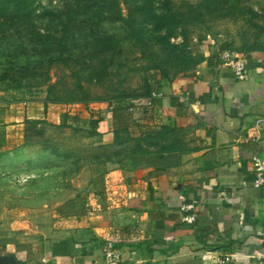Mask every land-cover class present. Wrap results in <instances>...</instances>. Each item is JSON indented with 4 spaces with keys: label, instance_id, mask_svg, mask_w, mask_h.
I'll return each instance as SVG.
<instances>
[{
    "label": "crops",
    "instance_id": "obj_1",
    "mask_svg": "<svg viewBox=\"0 0 264 264\" xmlns=\"http://www.w3.org/2000/svg\"><path fill=\"white\" fill-rule=\"evenodd\" d=\"M217 53L193 75L156 81L160 96L142 112V137L165 132L154 145L118 161L75 159L72 174L52 149L81 152L83 138L108 148L110 115L0 89V263L106 264L111 241L119 264H264V190L251 164L264 158V53L243 56L241 82ZM180 196L194 206L191 225Z\"/></svg>",
    "mask_w": 264,
    "mask_h": 264
},
{
    "label": "rangeland",
    "instance_id": "obj_2",
    "mask_svg": "<svg viewBox=\"0 0 264 264\" xmlns=\"http://www.w3.org/2000/svg\"><path fill=\"white\" fill-rule=\"evenodd\" d=\"M227 1L235 7L228 17L221 16L227 9L224 1L216 10L206 0H34L28 22L0 25V89L19 81L46 93L47 85H54L52 94L61 99L70 92L80 99L82 90L92 109L106 112L113 99L142 95L156 81L193 75L204 62L211 63L208 53H264V0ZM118 12L134 21L136 34L114 20ZM63 36L60 49L55 42ZM51 119V135L59 138L56 119ZM73 142L68 138L66 146L73 147ZM81 143V152L71 150L77 158L67 159V174L78 169L74 161L79 157L83 162L90 156L118 161L136 148L129 140L109 149H90L85 138ZM67 200L64 205L72 196Z\"/></svg>",
    "mask_w": 264,
    "mask_h": 264
},
{
    "label": "trees",
    "instance_id": "obj_3",
    "mask_svg": "<svg viewBox=\"0 0 264 264\" xmlns=\"http://www.w3.org/2000/svg\"><path fill=\"white\" fill-rule=\"evenodd\" d=\"M167 4L170 3V0H164ZM224 1V3L227 4V9L225 13H221V16H229L232 15L233 12H235V7L229 3L227 0H206L208 2V7L212 8L211 6H214L216 10L219 9L217 7V3ZM114 3H118L115 1ZM34 4V0H0V25H7V23H12V25H16L15 27L19 26L22 23H26L31 19V12L30 8ZM9 9H12V14H7V11ZM220 10V9H219ZM223 12V10L221 9ZM226 14V15H225ZM115 21H118L122 23L123 25H126L129 30L136 34L134 21L125 19L120 12H118L115 17ZM3 32H0V38L3 39ZM5 40V39H4ZM7 40V39H6ZM56 45L61 48L64 47V36L62 39L58 38L56 40ZM54 43V44H55ZM4 44V43H3ZM8 46V42L4 44V47ZM229 50V49H228ZM232 51V50H231ZM251 51V50H250ZM60 53H63V50H60ZM61 58V57H60ZM66 60L65 58L63 59ZM78 90H81V86L77 85ZM54 85L50 86L47 85V92H46V101H48L51 104H65V105H73V104H84L87 105L88 103V95H86L85 92L82 90V98L76 99L74 97V93L70 92V96L66 99H61L58 95L52 94ZM34 86L29 84H21L19 81H16L14 85H9L6 89H33ZM36 89V88H34ZM153 92L152 86L148 85L145 89V92L142 93V95L134 96V97H119L116 99H113L109 102L107 107V113L110 115V119L112 121L111 125V134L113 136L112 143L108 146V148L103 145L99 144L98 148L102 149H109L113 148L116 145L122 146L127 144V140L129 142H132L133 144H136V148H133L132 150L128 151L127 154H124V157L132 156L136 154H142V146H140L141 141H144L145 143L149 145H154V142L156 139L161 138V135H165V132H155L153 129L147 130V133L144 137H142V112L143 114H146L149 112L148 107L144 105V101L148 100L150 101L151 107L154 106L155 100L154 98H151V93ZM112 105L111 109L109 107ZM131 129H135V131H131ZM166 134L170 135V129L168 127L165 128ZM100 137H102V134H99ZM124 137L127 138L126 141H124ZM114 152V151H113ZM124 152L123 150L121 153ZM74 155L77 158V155L74 151L66 150L63 153L61 152V156L57 153L55 149H52V156L58 157H65L68 159ZM116 155V153L114 154ZM120 155V153H117V156ZM123 157V158H124ZM92 160L100 159L98 157H94V159L90 156ZM80 157L77 159L79 160ZM102 160H113V158H109L108 156L105 158H101Z\"/></svg>",
    "mask_w": 264,
    "mask_h": 264
},
{
    "label": "built area",
    "instance_id": "obj_4",
    "mask_svg": "<svg viewBox=\"0 0 264 264\" xmlns=\"http://www.w3.org/2000/svg\"><path fill=\"white\" fill-rule=\"evenodd\" d=\"M217 59L221 67L227 69L236 81H245L248 78V71L244 58L235 53L234 51L224 49L217 53ZM160 95L153 91L151 98L159 97ZM145 105L150 109V101L145 100ZM112 105L109 107L111 109ZM253 181L252 185L255 189L264 190V158L260 156H253L251 158ZM180 200L183 202L181 211L185 215L181 218V221L186 224H193L195 221L194 206L192 203L188 204L184 202V197L180 196ZM103 255L106 264H119L120 253L116 249L113 242L108 241L103 247ZM229 257H221L218 259V264H226L229 262Z\"/></svg>",
    "mask_w": 264,
    "mask_h": 264
},
{
    "label": "water",
    "instance_id": "obj_5",
    "mask_svg": "<svg viewBox=\"0 0 264 264\" xmlns=\"http://www.w3.org/2000/svg\"><path fill=\"white\" fill-rule=\"evenodd\" d=\"M0 264H13V261L10 259H5Z\"/></svg>",
    "mask_w": 264,
    "mask_h": 264
}]
</instances>
